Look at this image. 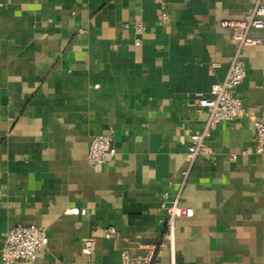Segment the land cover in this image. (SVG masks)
I'll list each match as a JSON object with an SVG mask.
<instances>
[{"label": "crops", "instance_id": "1", "mask_svg": "<svg viewBox=\"0 0 264 264\" xmlns=\"http://www.w3.org/2000/svg\"><path fill=\"white\" fill-rule=\"evenodd\" d=\"M253 5L0 0V248L12 226L36 225L48 242L30 264H120L122 251L149 248L170 264L160 193H177L189 135L207 117L196 100L224 79L235 53L218 22ZM250 35L233 90L247 116L219 122L189 168L180 205L193 215L178 219L175 264H264V152L253 147L264 114V28ZM105 133L116 153L90 165V141ZM87 238L90 256L81 251Z\"/></svg>", "mask_w": 264, "mask_h": 264}, {"label": "built area", "instance_id": "2", "mask_svg": "<svg viewBox=\"0 0 264 264\" xmlns=\"http://www.w3.org/2000/svg\"><path fill=\"white\" fill-rule=\"evenodd\" d=\"M218 24L221 28L230 31L235 42V53L224 79L215 83L207 96H201L196 100V106L205 109L207 117L201 131L189 135L191 144L186 153L188 168L182 172V180L177 193L173 197H170L167 191L160 193L159 207L167 214L160 245L168 248L170 264H175L174 244L178 219L193 215L191 207L180 205L181 188L185 183L192 162L198 155L208 152L204 141L219 122L247 116V110L242 100L233 94V90L245 76L244 60L241 56L242 48L256 42L250 35L253 31L264 28V0H254L251 10L241 18L223 19ZM143 31L144 28L141 24L133 26L134 45L141 44ZM254 126V151L262 153L264 152V114L254 120ZM115 153L110 133L95 134L90 141L86 159L90 165L106 163L113 159ZM236 157V154L230 156L231 159ZM103 235L105 238H112L116 235V230L113 227H108ZM47 242L48 239L43 227L18 224L6 232L0 248V256L6 264L16 262L30 264L36 259L41 248L47 245ZM94 245L95 239L87 238L82 242L81 251L86 256H90L94 250ZM120 256V264H159L156 248H149L145 254L137 257L130 256L126 251H122Z\"/></svg>", "mask_w": 264, "mask_h": 264}]
</instances>
